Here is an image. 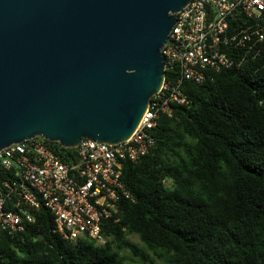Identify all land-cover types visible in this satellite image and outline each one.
<instances>
[{
  "label": "trees",
  "instance_id": "16d2710c",
  "mask_svg": "<svg viewBox=\"0 0 264 264\" xmlns=\"http://www.w3.org/2000/svg\"><path fill=\"white\" fill-rule=\"evenodd\" d=\"M182 88L191 103L160 118L148 154L123 162L131 198L104 222V245L61 239L40 208L24 231L0 233V264H125L123 252L128 264H264V47Z\"/></svg>",
  "mask_w": 264,
  "mask_h": 264
},
{
  "label": "water",
  "instance_id": "95a60500",
  "mask_svg": "<svg viewBox=\"0 0 264 264\" xmlns=\"http://www.w3.org/2000/svg\"><path fill=\"white\" fill-rule=\"evenodd\" d=\"M191 0H0V151L35 137L117 144L165 78Z\"/></svg>",
  "mask_w": 264,
  "mask_h": 264
},
{
  "label": "built area",
  "instance_id": "2783aa9c",
  "mask_svg": "<svg viewBox=\"0 0 264 264\" xmlns=\"http://www.w3.org/2000/svg\"><path fill=\"white\" fill-rule=\"evenodd\" d=\"M231 21L240 24L231 25ZM264 0H191L175 14L161 48L165 78L131 136L117 144L82 139L65 160L39 137L0 151V233L24 231L44 208L52 232L104 245L102 226L119 201L131 198L122 182L123 162H136L154 146L152 130L175 106L191 103L185 83L202 84L223 70L240 68L264 47ZM169 77L166 80V72Z\"/></svg>",
  "mask_w": 264,
  "mask_h": 264
},
{
  "label": "rangeland",
  "instance_id": "374dc122",
  "mask_svg": "<svg viewBox=\"0 0 264 264\" xmlns=\"http://www.w3.org/2000/svg\"><path fill=\"white\" fill-rule=\"evenodd\" d=\"M128 239H129L131 242L140 245L137 236L132 235V236H129ZM122 256L125 257V258H124V259H125V264L130 263L131 260H132V261H135L134 259H132V258L130 257V255H129L128 252H123V253H122ZM156 262L159 263L158 260H156Z\"/></svg>",
  "mask_w": 264,
  "mask_h": 264
}]
</instances>
